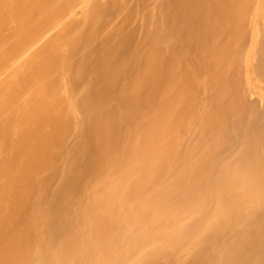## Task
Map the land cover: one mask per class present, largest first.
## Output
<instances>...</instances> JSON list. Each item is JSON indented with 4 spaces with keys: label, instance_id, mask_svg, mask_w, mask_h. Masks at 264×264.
Instances as JSON below:
<instances>
[{
    "label": "bare ground",
    "instance_id": "6f19581e",
    "mask_svg": "<svg viewBox=\"0 0 264 264\" xmlns=\"http://www.w3.org/2000/svg\"><path fill=\"white\" fill-rule=\"evenodd\" d=\"M254 74L264 0H0V264H264Z\"/></svg>",
    "mask_w": 264,
    "mask_h": 264
},
{
    "label": "rangeland",
    "instance_id": "374dc122",
    "mask_svg": "<svg viewBox=\"0 0 264 264\" xmlns=\"http://www.w3.org/2000/svg\"><path fill=\"white\" fill-rule=\"evenodd\" d=\"M244 42H245V45H246L249 41L246 40V41H244ZM245 45H244V43H243V47H244V49H248V46H249V45H246V46H245ZM252 78H253V82H255V81L257 82V79L259 80L257 83H258V85H259V88L261 89L262 84H264V79H263V78H259V76H258L257 74H254V76H252ZM254 78H255V79H254ZM256 78H257V79H256ZM260 81H261V82H260ZM259 82H260L261 85L259 84ZM254 84H255V85H254ZM254 84H253V87H254V90H255V93H256V95H255V93H254V98H256V101H255V100H253V102L251 101L252 99H254V98H252L253 95H251V97L248 96L249 98H251V99L248 98V99H249V100H248V103L251 104V105H253V104H255L254 101L257 102V100H258V102H257L258 107L264 106V100H263L264 97L262 96V95H264V91H263V89H264V85H263L262 89L260 90V89L257 87L258 85H256V83H254ZM262 91H263V92H262ZM259 95H260V96H259ZM256 96H258V97H256ZM259 100H260V101H259ZM262 100H263V101H262ZM250 102H252L253 104L250 103ZM260 102H261V103H260ZM253 106H255V108H256V105H253ZM258 109H259V108H258ZM258 109H256V110H258ZM260 109H262V111H261V110H260V111L258 110L259 113H261V115H264V114H262V112H264V111H263V108L261 107ZM259 113H258V114H259ZM261 115H260V116H261Z\"/></svg>",
    "mask_w": 264,
    "mask_h": 264
}]
</instances>
